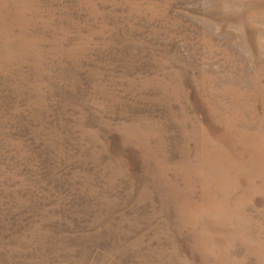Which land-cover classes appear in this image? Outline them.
I'll use <instances>...</instances> for the list:
<instances>
[{
  "label": "rangeland",
  "instance_id": "1",
  "mask_svg": "<svg viewBox=\"0 0 264 264\" xmlns=\"http://www.w3.org/2000/svg\"><path fill=\"white\" fill-rule=\"evenodd\" d=\"M0 264H264V0H0Z\"/></svg>",
  "mask_w": 264,
  "mask_h": 264
}]
</instances>
